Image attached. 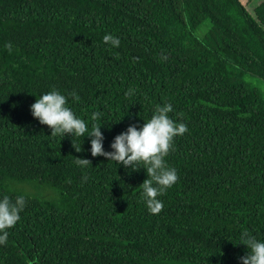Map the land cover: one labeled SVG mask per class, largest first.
Listing matches in <instances>:
<instances>
[{
	"label": "trees",
	"instance_id": "trees-1",
	"mask_svg": "<svg viewBox=\"0 0 264 264\" xmlns=\"http://www.w3.org/2000/svg\"><path fill=\"white\" fill-rule=\"evenodd\" d=\"M246 75L264 79V0H0V198H25L0 264H239L242 232L264 240V94ZM53 88L89 130L103 114L105 151L172 106L188 131L159 214L143 168L92 157L88 137L76 152L32 117ZM36 181L52 196L5 188Z\"/></svg>",
	"mask_w": 264,
	"mask_h": 264
},
{
	"label": "clouds",
	"instance_id": "clouds-1",
	"mask_svg": "<svg viewBox=\"0 0 264 264\" xmlns=\"http://www.w3.org/2000/svg\"><path fill=\"white\" fill-rule=\"evenodd\" d=\"M106 45L114 48L120 47V39L111 34L103 37ZM11 51V45H7ZM75 98V93H71ZM173 111L170 104L156 106L151 117L143 126L130 125L126 131L116 135L110 144V151H105V137L101 131L103 114L94 112L91 115V129L85 121L76 116L68 107V96L59 90H52L40 95L30 106V112L39 124L46 125L51 130V137L65 136L72 138V146L76 152L83 149L77 148L74 140L77 137L90 138V154L92 157L102 156L108 161L115 162L119 167L130 171H146L147 179L142 183V192L139 194L148 212L157 215L163 209V201L158 199L165 194L177 181L178 176L174 168L166 165L165 158L177 136H182L188 131L187 125L177 123L169 117ZM120 121V120H119ZM109 129L110 124H107ZM79 167H87L91 161L86 158H76ZM86 180L87 177L85 176ZM25 207V198L18 196L12 200L5 195L0 198V245L8 238V231L20 220V213ZM240 244L246 246V255L239 257V264H264V240L248 231L241 233Z\"/></svg>",
	"mask_w": 264,
	"mask_h": 264
},
{
	"label": "rangeland",
	"instance_id": "rangeland-1",
	"mask_svg": "<svg viewBox=\"0 0 264 264\" xmlns=\"http://www.w3.org/2000/svg\"><path fill=\"white\" fill-rule=\"evenodd\" d=\"M258 1L259 0H254V2L256 3H258ZM205 28L206 27H202L203 30ZM202 29L200 31H202ZM244 79L248 81L249 83H251L252 85L256 86L264 94V79L253 77V76H248V75H246ZM7 185H5L6 189L13 190L15 192H22V193L27 192L31 195L34 194L42 198H49L52 196V192L50 191V189L44 187V185H42L40 181H36L35 183H31L30 185L25 184V183H19L18 185L7 183Z\"/></svg>",
	"mask_w": 264,
	"mask_h": 264
}]
</instances>
